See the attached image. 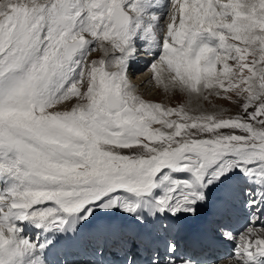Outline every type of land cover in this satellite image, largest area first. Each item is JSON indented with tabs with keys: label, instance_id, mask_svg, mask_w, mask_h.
Returning <instances> with one entry per match:
<instances>
[{
	"label": "snow or ice",
	"instance_id": "snow-or-ice-1",
	"mask_svg": "<svg viewBox=\"0 0 264 264\" xmlns=\"http://www.w3.org/2000/svg\"><path fill=\"white\" fill-rule=\"evenodd\" d=\"M0 264H264V0H0Z\"/></svg>",
	"mask_w": 264,
	"mask_h": 264
},
{
	"label": "rangeland",
	"instance_id": "rangeland-1",
	"mask_svg": "<svg viewBox=\"0 0 264 264\" xmlns=\"http://www.w3.org/2000/svg\"><path fill=\"white\" fill-rule=\"evenodd\" d=\"M93 58L95 59H99V56L96 55V54H93ZM140 68V66H138ZM133 72H136L132 69ZM143 73V72H142ZM147 73V72H145ZM141 74V73H140ZM139 75V72L138 73H135L132 75V78L133 76H137ZM137 78V77H136ZM149 80H150V77H149ZM142 81V83H141ZM140 81V83L142 84V86H139V87H145L147 88L146 91H148V89H152L154 86H152L150 83H154L150 80V82H144L146 81V79H142ZM138 84V83H137ZM144 84V85H143ZM150 87V88H148ZM142 89V90H141ZM140 90L142 91L141 93L145 94L146 95L144 96L146 99H152V100H155V101H158L160 103H162L163 105L165 106H179L180 104L184 103L185 101V97L182 96L181 94L179 93H166L162 88H153L152 90L148 91V93L146 91H144V88H141ZM152 91H155V92H152ZM69 105H64V107H68ZM205 107H208V105H205ZM223 107L224 108H229L230 106L227 105V104H223Z\"/></svg>",
	"mask_w": 264,
	"mask_h": 264
},
{
	"label": "bare ground",
	"instance_id": "bare-ground-1",
	"mask_svg": "<svg viewBox=\"0 0 264 264\" xmlns=\"http://www.w3.org/2000/svg\"><path fill=\"white\" fill-rule=\"evenodd\" d=\"M138 69H140L138 66L137 67H134L133 68V70L134 71H136V70H138ZM137 77V78H136ZM142 79H146V81H144V82H150V80H149V76H148V73H145V72H143V73H141V74H139V75H137V76H133V78H132V83L134 84V85H136V87H137V91H138V93L140 94V95H142L143 97L146 95V93L145 94H143V93H141L142 91V89L141 88H144V91H146V89L147 88H145L144 86L143 87H139V86H142ZM140 81H141V83H140ZM148 82V83H149ZM138 83V84H137ZM152 86H154V83H150ZM144 85V84H143ZM148 88H150V87H148ZM153 88H157V86H154ZM152 88V89H153ZM141 89V90H140ZM152 89H148V91H150V90H152ZM148 91H146L147 93H148ZM152 92H155V91H152ZM145 98V97H144ZM66 105V104H65Z\"/></svg>",
	"mask_w": 264,
	"mask_h": 264
}]
</instances>
